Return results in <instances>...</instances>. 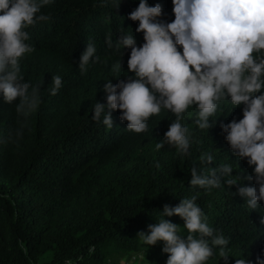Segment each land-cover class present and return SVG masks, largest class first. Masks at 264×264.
<instances>
[{"label": "trees", "instance_id": "16d2710c", "mask_svg": "<svg viewBox=\"0 0 264 264\" xmlns=\"http://www.w3.org/2000/svg\"><path fill=\"white\" fill-rule=\"evenodd\" d=\"M139 3L52 0L41 10L51 18L27 29V43L35 51L22 59L21 73L26 82L41 86L40 103L25 117L17 112L19 100L8 104L0 94V264H108L118 254L138 259L149 249L138 233L159 222L165 205L175 207L196 193L209 226L229 240L228 260L216 249L206 264H235L243 256L250 264L264 259V201L253 210L236 194V186L222 183L209 191L190 185L193 166L209 167L200 162L204 153L213 156L212 167L231 165L234 175L254 174L247 158L233 154L222 128L243 119L245 105L222 100L210 117V123L216 120L210 130L196 125V116H190L196 108L190 107L182 121L191 133L184 155L166 142L156 148L176 119L166 109L149 118L143 133L128 130L120 110H111V128L102 123L103 116L99 123L92 120V106L107 104V81L134 77L128 70L131 49L117 47V41L132 33L137 46L145 43L144 33L136 31L139 21L129 18ZM148 4L161 5L160 21H174L173 0ZM89 42L100 61L90 62L82 74L79 62ZM120 61L121 68L113 70ZM56 75L62 87L53 96ZM244 184L258 187L254 180ZM165 219L188 235L180 216ZM164 254L151 264H167L169 254Z\"/></svg>", "mask_w": 264, "mask_h": 264}, {"label": "clouds", "instance_id": "9594fccd", "mask_svg": "<svg viewBox=\"0 0 264 264\" xmlns=\"http://www.w3.org/2000/svg\"><path fill=\"white\" fill-rule=\"evenodd\" d=\"M52 0H0V94L8 104L19 100L17 112L27 117L40 103L41 86L26 82L21 73V61L35 51L27 41L29 29L51 17L41 10ZM175 19L165 23L161 5L149 6L140 0L129 18L139 21L137 32L144 33L145 43L137 46L132 33L122 35L117 47L130 48L128 70L134 73L128 81L117 84L108 80L104 91L107 104L92 106V120L107 127L114 126L111 110H120L127 129L143 133L148 120L166 109L176 117L156 144L176 148L178 154H189L191 133L182 121L192 106L197 109L195 123L200 129H211L210 123L219 103L229 100L235 106L245 105L243 119L222 125L233 154L239 160L247 158L254 174L233 173L231 165L212 167L214 158L204 153L200 157L206 171L193 166L190 185L200 189L219 188L222 183L237 187L249 208L255 210L264 201V0H173ZM106 43L111 48L112 40ZM182 46L183 51L179 50ZM92 42L87 43L79 62L80 72L86 73L90 62L100 57ZM121 68V61L113 70ZM62 78L53 76L50 93L56 95ZM31 89V92L29 91ZM15 133L22 136V128ZM229 177L224 180V177ZM255 181L258 187L245 186ZM239 181H242L239 182ZM199 193L181 199L173 207L165 205L158 223L148 226L138 237L148 246L164 242L163 252L169 254L167 264H206L219 250L225 261L229 240L216 234L208 218L196 203ZM180 216L188 235L181 234V226L165 217ZM235 264H250L243 256ZM264 264V259L259 261Z\"/></svg>", "mask_w": 264, "mask_h": 264}, {"label": "rangeland", "instance_id": "374dc122", "mask_svg": "<svg viewBox=\"0 0 264 264\" xmlns=\"http://www.w3.org/2000/svg\"><path fill=\"white\" fill-rule=\"evenodd\" d=\"M196 111L197 109L193 110L190 113V116H194ZM164 246L165 245L163 241H158L155 245L149 246V249H147L146 251L143 250L144 252L138 253V259H134L131 254H118L117 258L113 261H110L108 264H118L120 261H122L123 264H141L142 262H145L146 264H151V261L155 259L157 260L159 258H165L166 254H164L163 256L162 251ZM154 264H158V262H155Z\"/></svg>", "mask_w": 264, "mask_h": 264}]
</instances>
